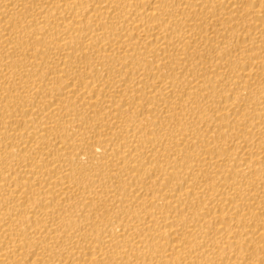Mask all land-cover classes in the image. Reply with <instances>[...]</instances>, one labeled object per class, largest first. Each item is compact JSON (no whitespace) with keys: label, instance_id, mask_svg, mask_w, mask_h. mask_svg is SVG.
<instances>
[{"label":"bare ground","instance_id":"1","mask_svg":"<svg viewBox=\"0 0 264 264\" xmlns=\"http://www.w3.org/2000/svg\"><path fill=\"white\" fill-rule=\"evenodd\" d=\"M0 264H264V0H0Z\"/></svg>","mask_w":264,"mask_h":264}]
</instances>
